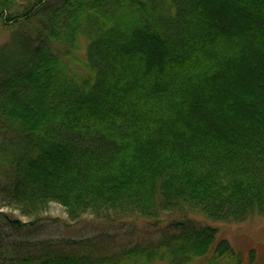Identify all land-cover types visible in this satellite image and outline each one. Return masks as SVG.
<instances>
[{"label":"trees","instance_id":"16d2710c","mask_svg":"<svg viewBox=\"0 0 264 264\" xmlns=\"http://www.w3.org/2000/svg\"><path fill=\"white\" fill-rule=\"evenodd\" d=\"M0 25V208L27 218L0 211V264H247L214 224L264 218V0H0ZM52 203L146 228L30 241Z\"/></svg>","mask_w":264,"mask_h":264},{"label":"rangeland","instance_id":"374dc122","mask_svg":"<svg viewBox=\"0 0 264 264\" xmlns=\"http://www.w3.org/2000/svg\"><path fill=\"white\" fill-rule=\"evenodd\" d=\"M10 38V30L0 25V46L6 43ZM71 69L80 72V67L76 63H72ZM0 211L6 212L11 217L19 218L26 221L27 218L22 216L18 211L12 210L8 207L0 208ZM131 222L127 224L124 229L121 225L107 226L97 223L90 215L83 217V221L76 224L69 220L65 209L58 203H52L50 209L42 220L39 221L36 231L27 235L30 241H39L48 238H58L60 236L67 237H81L93 236L98 233L115 234L114 232L124 233L135 226L133 235L123 237L124 242L129 239L139 240L137 235V228L144 230L146 223L143 221L128 220ZM219 228V238H226L243 256L244 262L250 264L249 253L251 250L256 251V261L254 264H264V218L253 217L241 224H224L215 223ZM137 227V228H136ZM11 234V232H10ZM118 234V233H117Z\"/></svg>","mask_w":264,"mask_h":264}]
</instances>
